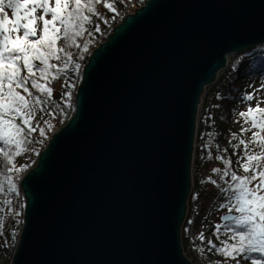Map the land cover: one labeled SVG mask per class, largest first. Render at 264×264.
<instances>
[{
  "label": "water",
  "instance_id": "95a60500",
  "mask_svg": "<svg viewBox=\"0 0 264 264\" xmlns=\"http://www.w3.org/2000/svg\"><path fill=\"white\" fill-rule=\"evenodd\" d=\"M263 43L264 0H145L128 14L22 179L12 264H192L181 230L202 97Z\"/></svg>",
  "mask_w": 264,
  "mask_h": 264
},
{
  "label": "snow or ice",
  "instance_id": "6c2138e0",
  "mask_svg": "<svg viewBox=\"0 0 264 264\" xmlns=\"http://www.w3.org/2000/svg\"><path fill=\"white\" fill-rule=\"evenodd\" d=\"M101 3L107 10L117 11L115 0H0V196L4 197L0 199V247L6 250H10L9 241H14L16 237L14 228L10 235L6 234V221L21 215L13 207V200L7 196L19 195L18 174L28 166H18L16 158L30 151L28 145L32 143L33 133L39 131L40 136L45 135V129L39 127L37 121L38 113L44 114L49 107L55 112H63L60 104L53 99L50 84L69 70L75 73L80 69L81 65L74 62L72 49L81 48L82 43L83 52L88 51V42H82V38L86 34L93 35L90 31L93 17L108 22L97 10ZM94 32H100L98 24L94 26ZM79 58L83 59L82 53ZM71 95L70 90L62 94L69 107ZM254 98L255 107L249 104L246 111L238 113L244 120L240 132H250V138L244 139L233 133L229 141L232 155L237 156L235 169L232 159L225 158L228 149L213 144V133L207 134L208 140L203 145L208 159L222 161L226 166L212 169L219 175L223 186L216 179L209 177V180L224 196V202L219 207L228 210L224 219L231 221V226L218 225L216 231L219 233L223 227L233 241L223 240L221 247L213 244L211 239L207 243L226 258L236 259L244 254V258L251 260L252 264H262L264 106L261 105L264 104V97L255 93L243 97L248 102ZM43 122L50 127L47 120ZM213 146L217 153L215 157L211 150ZM233 211L236 214H231ZM15 223L18 225L20 221L16 219ZM197 238L204 240L205 236L201 233Z\"/></svg>",
  "mask_w": 264,
  "mask_h": 264
},
{
  "label": "trees",
  "instance_id": "16d2710c",
  "mask_svg": "<svg viewBox=\"0 0 264 264\" xmlns=\"http://www.w3.org/2000/svg\"><path fill=\"white\" fill-rule=\"evenodd\" d=\"M144 2L145 0L143 1V3ZM143 3L139 0H136L135 2L134 0L132 2L131 0H115L114 6L117 9L115 13L107 10L104 7L103 3H101L97 6V10L106 11L107 16H109V20L107 23H104L103 21L97 23L100 27V32L98 33L94 32V26L96 25L94 23L93 26L90 27V31H93V35L88 36L86 34L82 38V42H88V49L91 47L95 49L113 33L115 27L128 15L129 12L123 17H119L123 12L122 9L124 7H134L136 10L141 7ZM135 10L133 9V12ZM99 20V18L93 17V22H97ZM109 25H112L111 28L108 29V31L104 32L105 29L109 27ZM93 44L95 45L93 46ZM72 51L75 54L74 62L79 63L81 67L77 72L73 73L71 70H69L66 75H63L55 81L51 82V84L61 82L62 88L57 93H53V99L55 102L60 104L63 112H55L51 107H49L44 114H41L42 118L48 119L50 124L49 127L44 123V136H40L39 131L34 133L37 139L44 138L45 140V145L42 150L46 147L48 140L52 136V134L54 132H57L67 124L76 109L75 98L79 85L82 81L84 66L88 61L90 54L88 51L83 52L82 43L81 48H74L72 49ZM80 53L83 54V59L79 58ZM258 82H260V87L262 88V90H264V43L256 45L249 51L241 53L237 62L230 63L223 76H221L218 80V83L213 86L211 90L212 92L208 93V95L203 100L200 116L197 122V140L201 142V147H197L194 152L192 169L193 188L202 189L206 188L208 185H213L211 182H207L205 178H202L199 175L200 168L202 167L204 161L208 159L207 150L203 147L205 142L208 140V133H213L215 137L213 141L214 145L219 144L221 145L222 149H228L227 153L224 154L225 158L230 157L232 159L233 168L235 169V161L237 159V156L232 155L233 149L230 146L229 141L232 139L233 133L240 135L241 138L244 139H247L250 133L249 132L242 134L240 132L241 126L244 124V120L243 118H241V121H237L236 118L239 112L246 111L243 107L246 105L247 101H245L243 97L251 93L254 85ZM69 85H74V87H69ZM66 90H70L72 92L70 101L68 102L70 103L71 107L65 104V101L62 98V94ZM209 117L211 118L209 119ZM232 142L237 143V141ZM42 150H40V153L42 152ZM211 150L214 155L217 154L214 146ZM40 153L38 154L34 165L29 164L18 174L20 186L24 176L36 166ZM218 162L222 165L223 168L226 167L222 161ZM201 181L204 182L201 183ZM193 188L188 200L187 216L181 230L183 251L186 252L189 240L190 226L192 223H194L193 236L196 245L199 249H204L211 264H252L251 260L244 258V254H240V256L236 259L226 258L221 253L216 252L215 248H211V246L208 245L207 242L209 239H211L213 244H215L217 247L223 246L220 243L223 240H228L229 243H232L233 241L230 239L231 234L228 233L223 227H221L219 233H217L216 228L218 224H216L212 220V213L203 217L199 215L200 213L194 205ZM22 193L24 195L23 190ZM10 196L17 198V196L14 195ZM3 198V196H0V199ZM24 212L22 227L24 225ZM196 224L204 226V231L200 232L199 230H197ZM225 224L231 226V221L223 222V224L219 226H223ZM21 230L22 229L16 231V237L14 241H9V243L11 244L10 250H6L3 247H0V264H12L14 255L18 248ZM201 233H203L205 236L204 240H200L197 238ZM0 243H2V239H0ZM262 264H264V262H262Z\"/></svg>",
  "mask_w": 264,
  "mask_h": 264
},
{
  "label": "rangeland",
  "instance_id": "374dc122",
  "mask_svg": "<svg viewBox=\"0 0 264 264\" xmlns=\"http://www.w3.org/2000/svg\"><path fill=\"white\" fill-rule=\"evenodd\" d=\"M132 1L133 0H131V2ZM135 1L136 0H134V2ZM139 1H141L143 3L144 0H139ZM129 4H131V3H129ZM129 4H127V5H129ZM124 8L122 9L123 12L120 14L119 17H123L128 12H129L128 14L132 13L133 9L135 10L134 7L133 8L129 7V8H125V9ZM99 12L104 16V19H106L107 21L109 20V16H107L106 11H103V10L100 11L99 10ZM9 15L11 16V12H9ZM101 21L102 20H99L97 22H93V24L94 23L97 24ZM111 26L112 25H109V27H107L104 32L108 31V29H110ZM95 44H93V46ZM93 51H94L93 47L88 49L89 54H91ZM240 55H241V53L234 54L231 57H229L228 66L230 63L237 62ZM228 66L222 72H220V74L218 75V77L216 78V80L213 84L206 87L204 95L202 97V103H203L204 98L208 95V93L212 92L211 90H212L213 86H215V84L218 83V80L220 79L221 76H223V74L225 73V70H227ZM50 86L53 88V93H57L62 88L61 82H58L55 84H50ZM256 90H259V92H256ZM251 93H255L258 96L264 97V90H262V88L260 87V82H258L257 84L254 85ZM249 104H251V106L255 107V105H256L255 98L251 102H248V101L246 102V105L243 107L244 110L247 109ZM261 106H264V104H262ZM199 116H200V112H199ZM45 120H47L49 122L48 119L42 118L40 113L37 114V121L39 122V127L44 126L43 121H45ZM236 120L241 121V117H239V115H238ZM250 136H251V133H249L247 138H250ZM39 141H42V143ZM44 145H45L44 138H38L37 139L33 133L32 134V143H30L28 145L30 151H28V152L22 154L20 157L16 158L17 165L18 166L24 165V164H27V165L33 164L34 165V162L37 159L38 154L40 153V150H42ZM213 157H215L214 154H213ZM214 167H219V168L223 169L222 165L217 160H215L214 158L213 159H206L204 161L202 167L200 168L199 175H200V177L205 178L207 180V182H210L209 177H211L212 179H216L218 181V183L221 184V186H223V182L219 180V175L212 172V169ZM17 187H18V192H19V195L17 196V198H14L10 195H8L7 198L13 200V207L17 211H20L21 215L19 217H12V218L7 219L5 231H6V234H9V235H10V232L13 228L15 229V231L22 229L21 227H22V220H23V212H24L25 206H26L25 197L22 193L19 179L17 181ZM192 188H193V182H192ZM193 189H194L193 195L195 194L194 205H195L196 209H198V212L200 213L199 215L201 217H203V216H206L208 214L210 215V213H212L213 214L212 220L218 225L223 224V222H225V221L222 220V216L224 214L228 213V210L227 209H221L219 207V204L224 202V196L221 195L217 186L216 185H208L206 188H202V189L193 188ZM21 205H23V207H20ZM233 213L236 214L234 211H233ZM16 219H18L20 221V223L18 225L15 223ZM196 227H197V230H199L200 232L204 231V226L196 224Z\"/></svg>",
  "mask_w": 264,
  "mask_h": 264
},
{
  "label": "built area",
  "instance_id": "2783aa9c",
  "mask_svg": "<svg viewBox=\"0 0 264 264\" xmlns=\"http://www.w3.org/2000/svg\"><path fill=\"white\" fill-rule=\"evenodd\" d=\"M201 107H202V103H201ZM197 147H201V142L197 140V132H196L195 149ZM193 228H194V223H192L190 226L188 246L186 252L184 251V253L187 256V258L192 262V264H211V262L208 259L207 253L204 250L201 251V249H199L198 246L196 245L193 236Z\"/></svg>",
  "mask_w": 264,
  "mask_h": 264
},
{
  "label": "bare ground",
  "instance_id": "6f19581e",
  "mask_svg": "<svg viewBox=\"0 0 264 264\" xmlns=\"http://www.w3.org/2000/svg\"><path fill=\"white\" fill-rule=\"evenodd\" d=\"M215 82V81H214ZM213 84V83H212Z\"/></svg>",
  "mask_w": 264,
  "mask_h": 264
}]
</instances>
